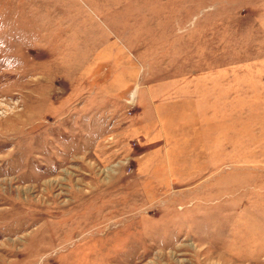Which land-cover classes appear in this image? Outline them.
<instances>
[{"label": "rangeland", "instance_id": "obj_1", "mask_svg": "<svg viewBox=\"0 0 264 264\" xmlns=\"http://www.w3.org/2000/svg\"><path fill=\"white\" fill-rule=\"evenodd\" d=\"M0 264H264V0H0Z\"/></svg>", "mask_w": 264, "mask_h": 264}]
</instances>
